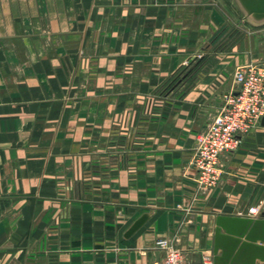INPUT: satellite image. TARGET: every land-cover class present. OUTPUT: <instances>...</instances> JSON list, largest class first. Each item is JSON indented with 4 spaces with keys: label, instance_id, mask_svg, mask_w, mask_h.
<instances>
[{
    "label": "crops",
    "instance_id": "0c3cea01",
    "mask_svg": "<svg viewBox=\"0 0 264 264\" xmlns=\"http://www.w3.org/2000/svg\"><path fill=\"white\" fill-rule=\"evenodd\" d=\"M252 62L264 20L236 0H0V264H161L158 239L186 264H264L237 219L264 197L262 118L212 189L189 165Z\"/></svg>",
    "mask_w": 264,
    "mask_h": 264
},
{
    "label": "built area",
    "instance_id": "2783aa9c",
    "mask_svg": "<svg viewBox=\"0 0 264 264\" xmlns=\"http://www.w3.org/2000/svg\"><path fill=\"white\" fill-rule=\"evenodd\" d=\"M232 81L234 87L223 95L221 107L204 130L196 134V143L189 157V165L195 170L194 180L200 191H208L220 182L225 174L220 163L221 155L235 149L239 144L238 135L252 129L264 116V62L237 65L232 72ZM168 95L170 91L151 95L147 112L155 113L153 110L160 97ZM246 214L264 217V197L250 205ZM155 243L164 253L161 264H186L179 247L173 246L167 239H158Z\"/></svg>",
    "mask_w": 264,
    "mask_h": 264
},
{
    "label": "water",
    "instance_id": "95a60500",
    "mask_svg": "<svg viewBox=\"0 0 264 264\" xmlns=\"http://www.w3.org/2000/svg\"><path fill=\"white\" fill-rule=\"evenodd\" d=\"M240 5L241 9L243 10L246 17L250 18L253 21H263L264 20V0H236ZM262 121H264V116L262 117ZM147 215L142 214L139 216L127 229L126 235H132L146 220ZM239 221H242L245 224L247 229L251 228V230L255 227V225H260L261 230L258 235H250L246 236V240L250 242L259 241L260 243L257 244L259 247L262 248L263 252L259 256L261 260L264 261V217L253 218V217H238ZM219 229L216 228V239L218 240L219 236ZM218 247V241L215 243V250ZM226 264V263H224ZM230 264H238L232 261ZM241 264H255L254 261L251 263H241Z\"/></svg>",
    "mask_w": 264,
    "mask_h": 264
},
{
    "label": "rangeland",
    "instance_id": "374dc122",
    "mask_svg": "<svg viewBox=\"0 0 264 264\" xmlns=\"http://www.w3.org/2000/svg\"><path fill=\"white\" fill-rule=\"evenodd\" d=\"M248 18V17H247ZM250 19V18H249Z\"/></svg>",
    "mask_w": 264,
    "mask_h": 264
}]
</instances>
